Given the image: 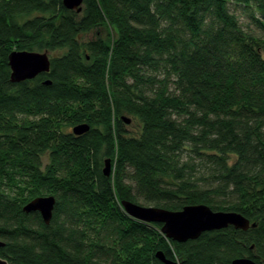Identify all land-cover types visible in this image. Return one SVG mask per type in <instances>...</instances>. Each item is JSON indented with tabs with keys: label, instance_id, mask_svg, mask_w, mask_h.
Returning a JSON list of instances; mask_svg holds the SVG:
<instances>
[{
	"label": "trees",
	"instance_id": "16d2710c",
	"mask_svg": "<svg viewBox=\"0 0 264 264\" xmlns=\"http://www.w3.org/2000/svg\"><path fill=\"white\" fill-rule=\"evenodd\" d=\"M14 50L50 71L12 82ZM47 195L49 224L23 209ZM122 200L257 226L178 242ZM0 240L10 264H264V0H0Z\"/></svg>",
	"mask_w": 264,
	"mask_h": 264
},
{
	"label": "water",
	"instance_id": "95a60500",
	"mask_svg": "<svg viewBox=\"0 0 264 264\" xmlns=\"http://www.w3.org/2000/svg\"><path fill=\"white\" fill-rule=\"evenodd\" d=\"M83 0H63L66 8L82 11ZM9 66L11 68V81L21 82L33 79L41 73L50 71L51 60L49 53L14 50L9 55ZM50 84V80H45ZM125 119V117H124ZM129 122V119H125ZM90 129L87 123H80L73 128L77 135L83 134ZM103 172L105 175L111 173V159L106 158ZM56 198L53 195L38 196L24 205L26 212L38 211L42 215L46 224L50 223L53 216ZM121 205L126 212L141 221L148 223H160L161 231L170 239L178 242H184L189 239L198 238L203 232L216 229H223L233 226L236 229L248 230L250 227H256L257 223H251L243 214L232 210H213L206 204H190L179 210H171L155 205H143L130 200H122ZM4 242L0 240V246ZM157 257L165 264H177V262L168 259L162 251L157 252ZM0 264H10L7 259L0 256ZM232 264H256L255 260L249 257H237Z\"/></svg>",
	"mask_w": 264,
	"mask_h": 264
},
{
	"label": "rangeland",
	"instance_id": "374dc122",
	"mask_svg": "<svg viewBox=\"0 0 264 264\" xmlns=\"http://www.w3.org/2000/svg\"><path fill=\"white\" fill-rule=\"evenodd\" d=\"M231 11L232 12H234L238 17H239V19H240V22H241V24H242V26L246 29V30H250V31H252V30H254L255 29V25L253 24V22H252V19H251V17L249 16V14L248 13H246L243 9H239V8H236V7H234V6H232V8H231ZM49 56H50V53H49ZM124 116H126V117H128V118H131V116L130 115H128V114H125ZM133 128H134V126H133ZM185 158H188V159H190L191 161L192 160H195V158H190V155L187 157H185ZM44 160V164L46 163V159L44 158L43 159ZM196 165H197V169H198V173H197V176L199 177L201 174H203L204 173V170H205V166L203 165V164H201V160L200 159H196ZM123 207V206H122ZM125 210V209H124ZM125 212H126V210H125ZM127 213V212H126ZM128 214V213H127ZM129 215V214H128ZM132 217V216H131ZM132 218H134V217H132ZM136 219V218H135ZM137 220H139V219H137ZM141 221V220H140ZM144 222V221H143Z\"/></svg>",
	"mask_w": 264,
	"mask_h": 264
}]
</instances>
